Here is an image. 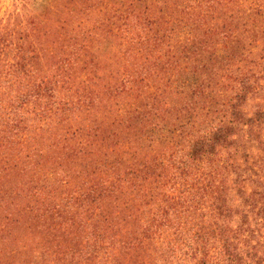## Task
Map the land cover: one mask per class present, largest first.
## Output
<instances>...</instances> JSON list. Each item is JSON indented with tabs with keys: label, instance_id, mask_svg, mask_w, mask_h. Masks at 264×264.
I'll list each match as a JSON object with an SVG mask.
<instances>
[{
	"label": "trees",
	"instance_id": "1",
	"mask_svg": "<svg viewBox=\"0 0 264 264\" xmlns=\"http://www.w3.org/2000/svg\"><path fill=\"white\" fill-rule=\"evenodd\" d=\"M31 1L16 0L19 8L0 26V56H11V60H0V180L24 175L26 169L34 170L35 177L32 160L35 154L45 152L42 143L46 149L78 152L92 146L83 139L73 144L71 139L102 128H92L89 121L81 124L84 114L94 117L100 92H113L124 99L142 88V83L149 88L146 79L150 77L142 74L150 66L153 70L154 62L160 66L148 36L143 46L147 65L123 70L121 78L106 86L91 83L95 57L75 59L80 48L87 49L78 47L76 36L81 33L84 39L98 35L103 26L110 29L117 10L110 17L108 11L102 12L93 32L84 30V22L67 24L71 30L64 33L69 40L64 45L65 56L45 60V64L40 61L46 71L42 74L39 63L33 62L37 53L31 47L26 49L25 40L41 31L39 26L46 24L44 19L63 0H39L42 5L29 9ZM212 1L205 2L207 9ZM124 3L129 10L130 3ZM68 4H72V13L83 5L77 0ZM148 15L131 8L125 19H119L122 31L128 28L129 42L142 39L135 32L143 23L141 19H147L148 25L154 23ZM201 20L205 21L197 18L195 23ZM65 22L61 31L67 27ZM179 22L188 24V20ZM212 30L224 37L228 34L217 25ZM196 37L192 27L183 32L181 40L177 37L179 53ZM168 53L160 79L185 69L173 49ZM258 57L252 65L236 68L234 77L229 78V90L224 94L219 90L224 99L218 105L225 113L216 117V122L210 121L198 136L186 133L184 139L176 140L175 130L168 131L173 138L160 132V138L167 139L150 140L148 150L146 146L125 145L120 158L106 156L96 172L73 178L58 179L51 168L56 156L40 155L34 203L12 208L0 205V264H264V157L250 165L235 157L222 158L227 150L244 146L240 143L246 141L259 143L258 149L264 152V144L255 139L264 123V54ZM174 83L171 80L169 84ZM141 95L112 114L104 111L103 125L111 120L110 124L121 128L120 123L141 114L136 106ZM30 105L33 109L26 110ZM47 132L62 137L63 142L36 139ZM79 177L81 182H74Z\"/></svg>",
	"mask_w": 264,
	"mask_h": 264
},
{
	"label": "rangeland",
	"instance_id": "2",
	"mask_svg": "<svg viewBox=\"0 0 264 264\" xmlns=\"http://www.w3.org/2000/svg\"><path fill=\"white\" fill-rule=\"evenodd\" d=\"M194 1L127 0L128 5L130 3L129 6L136 9L138 14L148 13L150 21L154 20L152 25H148L146 24L148 20L142 21L141 18L144 16H140L143 23L140 26L137 25L135 32L137 36L143 37L141 40L137 38L133 42H129L127 37L126 30L128 28L124 29V33L121 24H119V19H125V14L131 9L125 8L127 4L124 3V0H77L83 5L80 8L77 6L73 13L70 12L73 7L72 4H68L69 0H63L61 6L53 7L54 13L51 12L44 19L46 24L39 26L41 31H38L34 38L25 40L26 49L31 47L30 50L37 53L35 60L32 61L39 63L42 74L46 75L43 67L45 60L52 62L65 56L63 54L64 45L68 44L67 41L69 40L68 37L64 36V33L70 32V25L74 26L76 22H84V30L91 29L93 32L94 26L102 20V12L108 11L106 14H109L108 17H110L117 10L119 14L115 13L116 17L112 19L113 24L110 29L103 26L98 35L85 37L87 42L82 41L84 40L82 39L83 34L79 33L76 36L78 47L81 45L87 49L83 51L80 48L75 59L92 58L91 55L95 57V70L90 76L92 78L91 83L99 87L106 86L111 84L116 77L117 79L121 78L120 75L122 74L120 73L123 70L139 69L147 65L143 46L145 39H149L148 36L154 42L152 54L154 58H159L157 62L160 66L154 62L156 67L152 70L150 66L147 68V73L142 74V76L150 77L146 79L150 82L149 88L145 87L146 83H142V88L130 92L132 94H127L129 96L125 95L126 98L124 99L115 97L116 94L113 92H105L104 95H101L100 92L94 117H88L84 114L81 124H86L85 122L89 121L90 125L93 126L92 128H99V126L102 128L98 131L85 132L79 136V139H76L78 137L71 139L73 144L75 141L83 139L87 143H91L92 146L83 147L84 150L78 152V149H74V151L71 148H63L66 150L46 149V143H42L45 152L35 154L32 160V165L36 168V176L41 174L39 166L42 160L40 155L42 154H54L56 156L51 168L56 171L55 176L58 179H62L66 175H71L72 178L78 174L87 176L88 173L97 171L96 168L106 159V156H109L110 159L120 158L125 145L135 148L150 144L149 141L152 139L153 142L167 139L166 137L160 138V132H164L163 135L168 134L169 138H173L168 132L173 130H175L174 134H178L176 140L184 139L186 133L197 134L198 136L204 131V127L208 126V123L209 126L211 125L210 121L216 122L215 118L225 113L220 112L224 108L218 105L224 99L218 93L219 90L223 94L226 89L229 90V84H231L229 78L234 77L236 68L239 67L242 70L249 66L250 62V65L256 62L259 59L258 56L264 54V0H233L231 2L214 0L208 9L204 5L207 0H199L197 4L192 5ZM40 3L39 0H32L27 8L33 9L34 6L36 8L42 5ZM15 8H19L16 0H0V26L3 22L8 21L11 11ZM197 18H204L205 21L201 20V22L195 23ZM63 20L66 21L65 26L69 23L70 25L63 26L64 29L61 31L62 28L59 27ZM179 20H188V24L187 22H179ZM215 25L220 31L228 32V34H224L226 37L212 32ZM191 27L195 37L197 36L196 40L194 41L193 38L191 44L186 45V50L179 53L180 47L177 46L179 43L176 39L178 37L181 40L183 32L188 33ZM209 31L210 33H208ZM162 37L163 39L158 40ZM170 46L174 47L171 48ZM81 49L82 52L79 53ZM170 49L176 52L185 69L176 75H173L174 70L173 77L165 75V78L160 79L162 61L167 58V54H170L168 53ZM0 60H11V56H0ZM171 80L177 83L169 84ZM141 92H143L142 95ZM138 94L141 96L139 98L137 96L136 106L141 108V114H134L127 123H120L121 128H118L117 124H110L111 120H107L103 125L104 111H109L112 114L116 108H125L133 102ZM182 98L185 99L182 100ZM29 107L26 110L33 109L31 105ZM154 126H157L158 129L162 128L163 131L153 130ZM258 132L255 139L264 144V123L260 124ZM36 139L40 142H52L54 139H60L63 142L62 137L56 134L51 135L48 132L37 136ZM240 144H244V146ZM240 144L238 148L236 147L237 149L233 147L227 150L222 154V158L235 157L237 161L246 162L250 165L251 163L254 164L256 160L259 161L260 157H264L262 156L264 152L260 148L258 149L259 143L246 141ZM145 148L148 150L147 146ZM14 151L15 158H17L19 151L18 149ZM26 163L27 161L24 165ZM26 170L24 175L13 174L0 180V205L12 208L34 203L37 198V193L33 189L36 185V176H32L34 170ZM74 180V182H81L80 177ZM40 183L41 181L38 184ZM58 185L59 182H56L55 186ZM59 189L64 190L62 185ZM44 194L47 195L48 193ZM110 206L112 207L111 204Z\"/></svg>",
	"mask_w": 264,
	"mask_h": 264
}]
</instances>
